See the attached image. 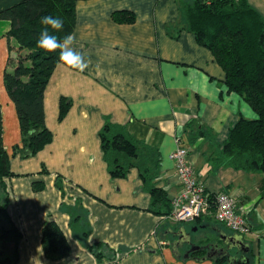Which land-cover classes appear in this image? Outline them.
I'll list each match as a JSON object with an SVG mask.
<instances>
[{
	"label": "crops",
	"instance_id": "1",
	"mask_svg": "<svg viewBox=\"0 0 264 264\" xmlns=\"http://www.w3.org/2000/svg\"><path fill=\"white\" fill-rule=\"evenodd\" d=\"M247 2L264 18V0ZM117 11H128L132 18L117 22ZM9 26L0 21L2 74L13 57L5 37ZM71 34L76 37L73 47L89 65L83 72L62 63L55 66L43 96L44 123L52 140L33 157L23 159L12 152L14 146L21 147L19 124L0 74L2 142L13 173L5 179L7 213L21 233L17 264H225L222 256L202 259L205 249L183 255L184 249L172 242L182 233L195 241L211 234L242 255L221 239L222 234L236 233L213 215L197 224H177L153 214L136 169L125 179H111L98 136L105 121L123 126L132 139L159 152L156 185L170 201L180 185L169 155L178 145L186 147L205 190L235 197L237 212L245 214L250 227L241 235L250 262L264 264V221L258 219L264 217V175L217 165L213 156L239 116L250 120L255 114L228 92L211 53L183 28L175 0H78ZM62 97L70 107L59 120ZM56 175L63 194L55 187ZM34 183L43 188L35 190ZM76 200L87 212V245L105 244L114 251L113 260H98L73 235L60 204L72 206ZM50 220L70 247L60 260L46 258L42 250L41 229Z\"/></svg>",
	"mask_w": 264,
	"mask_h": 264
},
{
	"label": "trees",
	"instance_id": "2",
	"mask_svg": "<svg viewBox=\"0 0 264 264\" xmlns=\"http://www.w3.org/2000/svg\"><path fill=\"white\" fill-rule=\"evenodd\" d=\"M78 0H0V21L9 23L5 37L9 57L3 70L5 92L13 103L20 131L21 147L12 152L23 159L35 156L52 140L44 123L43 96L49 78L59 62V50L46 52L36 46L43 29L40 18L59 17L63 27L51 34L62 40L71 34L75 24V3ZM183 28L193 34L196 43L206 48L224 73V85L254 112V119L238 118L221 147L214 148L217 165L264 175V18L247 0H175ZM117 22L132 18L128 11L113 13ZM13 40L14 43L10 44ZM70 107V101H59V120ZM203 133V132H202ZM100 150L111 179H125L136 169L142 189L150 196V211L167 218L171 201L157 187L159 152L143 142L132 139L123 126L105 121L99 133ZM45 173V170H42ZM13 176L9 156L2 142V111L0 105V264L18 263L20 231L11 221L7 207L9 195L5 179ZM35 190L43 186L34 183ZM55 187L62 193L61 177L55 176ZM217 193L211 194L213 198ZM191 222L197 224L202 218ZM69 216L73 235L98 260H113L114 251L105 244L87 245L90 232L87 212L79 201L69 206L60 204ZM217 222V221H216ZM219 223V222H217ZM220 224V223H219ZM221 225V224H220ZM223 226V225H222ZM41 245L46 258L60 260L69 255V244L54 221H46L41 229ZM250 252L246 258L250 260Z\"/></svg>",
	"mask_w": 264,
	"mask_h": 264
},
{
	"label": "built area",
	"instance_id": "3",
	"mask_svg": "<svg viewBox=\"0 0 264 264\" xmlns=\"http://www.w3.org/2000/svg\"><path fill=\"white\" fill-rule=\"evenodd\" d=\"M169 159L174 165L180 190L171 199L172 211L167 219L177 224L191 223L209 215L211 207H214V219L226 229L240 235L249 233L250 227L246 216L243 212H237L233 195L221 191L211 198L205 190L188 162L186 147L176 146L169 155Z\"/></svg>",
	"mask_w": 264,
	"mask_h": 264
},
{
	"label": "clouds",
	"instance_id": "4",
	"mask_svg": "<svg viewBox=\"0 0 264 264\" xmlns=\"http://www.w3.org/2000/svg\"><path fill=\"white\" fill-rule=\"evenodd\" d=\"M40 23L44 26L37 39L36 46L46 52H55L59 50V62L70 69H77L83 72L89 65L84 56L77 51L73 44L76 37L74 34H68L62 40L56 35L51 34L50 30L59 31L63 27V20L59 17L46 15L40 18ZM264 221V217H258Z\"/></svg>",
	"mask_w": 264,
	"mask_h": 264
},
{
	"label": "flooded vegetation",
	"instance_id": "5",
	"mask_svg": "<svg viewBox=\"0 0 264 264\" xmlns=\"http://www.w3.org/2000/svg\"><path fill=\"white\" fill-rule=\"evenodd\" d=\"M173 239H177L179 241L178 242L172 240V242H174L173 246L180 245L181 251L184 249L183 255L190 256L194 254L195 251L200 252L201 249H208L209 255L211 256L219 258L228 253L229 255H235V260H240L241 255L239 253H235L234 251L228 249L227 246H224V244H222L217 238L212 237L211 234L202 237L201 239H199V241H195V238L192 235H187L184 233L178 235Z\"/></svg>",
	"mask_w": 264,
	"mask_h": 264
},
{
	"label": "water",
	"instance_id": "6",
	"mask_svg": "<svg viewBox=\"0 0 264 264\" xmlns=\"http://www.w3.org/2000/svg\"><path fill=\"white\" fill-rule=\"evenodd\" d=\"M221 239L225 243H230L232 247H236V249L239 250L242 253V255L240 256V260H235L234 256L229 255L228 253H226L224 256L221 257V258H225L226 259L225 264H249V261L246 258V255L250 252V249L243 242V239H242L241 235L235 234L233 236L226 237L225 235L222 234L221 235ZM204 258H214V257H211V255H209V250H208L206 255H205V257H203L202 259H204Z\"/></svg>",
	"mask_w": 264,
	"mask_h": 264
},
{
	"label": "rangeland",
	"instance_id": "7",
	"mask_svg": "<svg viewBox=\"0 0 264 264\" xmlns=\"http://www.w3.org/2000/svg\"><path fill=\"white\" fill-rule=\"evenodd\" d=\"M13 56V58L12 59H16V56H15V54L14 55H12ZM4 63H6V59L3 61ZM0 74H2V69L0 70ZM215 210V208H213V211ZM191 229H195V227H193V228H191ZM194 234H196L195 235V237H200L201 236V233H200V231H198V233L197 232H195Z\"/></svg>",
	"mask_w": 264,
	"mask_h": 264
}]
</instances>
